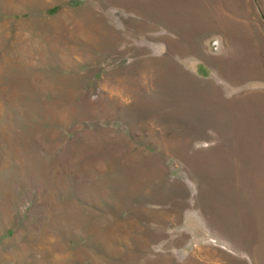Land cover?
Instances as JSON below:
<instances>
[{
  "label": "rangeland",
  "instance_id": "374dc122",
  "mask_svg": "<svg viewBox=\"0 0 264 264\" xmlns=\"http://www.w3.org/2000/svg\"><path fill=\"white\" fill-rule=\"evenodd\" d=\"M0 118V264L264 254V0H0Z\"/></svg>",
  "mask_w": 264,
  "mask_h": 264
},
{
  "label": "crops",
  "instance_id": "0c3cea01",
  "mask_svg": "<svg viewBox=\"0 0 264 264\" xmlns=\"http://www.w3.org/2000/svg\"><path fill=\"white\" fill-rule=\"evenodd\" d=\"M226 216L218 219L211 215L202 219L198 226L184 227L177 232L171 231V241L192 244L186 254L184 264H264V254H234L229 244L237 241L238 236L247 235V228L236 227L225 221ZM177 238H180L178 240ZM177 239V240H175Z\"/></svg>",
  "mask_w": 264,
  "mask_h": 264
},
{
  "label": "bare ground",
  "instance_id": "6f19581e",
  "mask_svg": "<svg viewBox=\"0 0 264 264\" xmlns=\"http://www.w3.org/2000/svg\"><path fill=\"white\" fill-rule=\"evenodd\" d=\"M3 110H4V109H2V111H3ZM2 113H4V112H2ZM1 115H2V114H1ZM2 116H3V115H2ZM12 117H13V116H12ZM18 117H19V116H18ZM1 119H2V118H0V121H1ZM2 121H3V120H2ZM2 121H1V122H2ZM6 121H7V120H6ZM23 121H24V120H23ZM1 124H3V123H1ZM3 125H4V124H3ZM18 125H19V124H18ZM0 126H1V125H0ZM9 132H10V131H9ZM21 135H22V134H21ZM20 139H21V138H20ZM9 140H10V139H9ZM13 144H14V143H13ZM19 148H20V147H19ZM9 153H10V152H9ZM19 155H20V154H19ZM11 158H12V157H11ZM29 247H30V246H29ZM75 254H76V253H75Z\"/></svg>",
  "mask_w": 264,
  "mask_h": 264
}]
</instances>
